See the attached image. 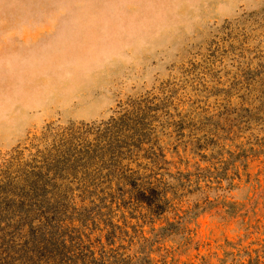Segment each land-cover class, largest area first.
<instances>
[{"label":"rangeland","instance_id":"rangeland-1","mask_svg":"<svg viewBox=\"0 0 264 264\" xmlns=\"http://www.w3.org/2000/svg\"><path fill=\"white\" fill-rule=\"evenodd\" d=\"M133 105L121 163L70 161ZM3 109L0 264L43 219L94 264H264V0H0Z\"/></svg>","mask_w":264,"mask_h":264},{"label":"trees","instance_id":"trees-1","mask_svg":"<svg viewBox=\"0 0 264 264\" xmlns=\"http://www.w3.org/2000/svg\"><path fill=\"white\" fill-rule=\"evenodd\" d=\"M131 107L135 109V112L129 111L121 117L117 121V129L114 132H111L104 139L103 137L97 139V144H91L99 148L102 153L93 156V151L89 149L88 152L69 155L70 161L74 162L76 159L92 157L102 163L104 161L121 163L128 153L126 151H130V148L134 146V143H132L136 138L134 132L139 125L138 116L135 114L138 108L134 105ZM51 146H53V149L50 151H55L56 155H50L49 158L41 161V165L33 169L34 171L37 170V172H33V177L37 178L38 181L44 180L43 171L49 164L48 159L54 161V158H63L62 155L64 153L66 155L63 149L69 147H75V152H80L84 150L87 144L85 139L74 137L70 133L66 137L59 138L58 141L55 139ZM61 224L57 223L55 226L52 222L43 219L39 221L35 228L30 229L25 237H22V239L25 238V242L23 241L20 249L23 264H94L99 261L96 252L91 249V245H85L81 234L80 237L62 234L60 232V228L63 227Z\"/></svg>","mask_w":264,"mask_h":264},{"label":"crops","instance_id":"crops-1","mask_svg":"<svg viewBox=\"0 0 264 264\" xmlns=\"http://www.w3.org/2000/svg\"><path fill=\"white\" fill-rule=\"evenodd\" d=\"M19 113V112H18ZM9 125V112L5 109H3L0 112V144L3 143V139H4V132H5V128H8ZM20 133V132H19ZM19 137V134L13 136L10 141L17 139Z\"/></svg>","mask_w":264,"mask_h":264}]
</instances>
